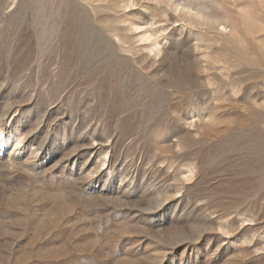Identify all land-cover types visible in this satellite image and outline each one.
Here are the masks:
<instances>
[{
	"label": "rangeland",
	"instance_id": "1",
	"mask_svg": "<svg viewBox=\"0 0 264 264\" xmlns=\"http://www.w3.org/2000/svg\"><path fill=\"white\" fill-rule=\"evenodd\" d=\"M1 137L0 264H264V0H0Z\"/></svg>",
	"mask_w": 264,
	"mask_h": 264
},
{
	"label": "bare ground",
	"instance_id": "2",
	"mask_svg": "<svg viewBox=\"0 0 264 264\" xmlns=\"http://www.w3.org/2000/svg\"><path fill=\"white\" fill-rule=\"evenodd\" d=\"M184 1V0H183ZM206 14V13H205ZM209 14V13H208ZM217 19V18H216ZM219 20V19H218ZM7 142V138L6 137H1L0 138V146H3L4 144H6ZM14 143V142H13ZM17 145V144H15Z\"/></svg>",
	"mask_w": 264,
	"mask_h": 264
}]
</instances>
